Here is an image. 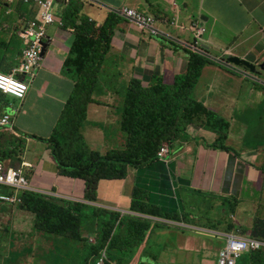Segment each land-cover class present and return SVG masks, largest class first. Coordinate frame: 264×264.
I'll use <instances>...</instances> for the list:
<instances>
[{"label":"crops","instance_id":"1","mask_svg":"<svg viewBox=\"0 0 264 264\" xmlns=\"http://www.w3.org/2000/svg\"><path fill=\"white\" fill-rule=\"evenodd\" d=\"M167 1L84 0L85 5L80 14L93 18L100 25L110 13L123 6L137 7L162 22L178 18L180 22L183 21L187 31L165 24L161 28L182 42L193 40L188 26L193 16L199 14L204 17L208 28L206 46L214 55L220 53L218 50H223L252 61L264 57V0H172L171 7H168ZM33 15L34 11L19 0L10 7L0 0L1 71L9 73L22 65L26 39H22L18 31L24 28L29 19L34 18ZM50 33L57 43L48 49L38 74L29 75L34 79L27 98L23 102L10 100L0 93V114L21 108L13 119L16 133L0 129V156L16 166H20L21 162H32L36 169L44 167L47 173L52 174V183L47 177L39 178L37 185L41 187L57 186L56 183L65 180L63 187L57 186L60 190L68 194H81L85 189L83 181L59 176L50 145L38 139L52 136L75 87L71 75L73 67L68 60L72 38L68 31L57 27H52ZM188 63V51L176 41L147 35L138 26L120 18L112 39L106 71L100 80L111 81L122 75L128 83L135 78L148 86L153 75L159 74L168 84H174L177 76L187 72ZM29 76L27 79H30ZM195 93L197 100L230 122L228 144L235 152L211 148L210 144L217 140L218 135L205 130L203 125H192L190 133L193 136L184 133L172 144L173 168L160 163L154 169H132L126 180L103 181L99 187L101 203L129 209L132 206L133 186L138 185L152 194V201L160 204L169 218L179 220L181 213L184 219V214L193 209L194 205H190L189 201L199 196L207 197L210 194L219 198V207L233 210V205H227L229 202L222 204L221 201L225 198L239 200L244 193L252 195L256 192L257 173H264V85L254 78L233 73L230 69L212 63L204 69ZM95 97L98 102L90 106V123L83 129V134L92 149L108 152L124 143L123 134L119 131L123 100L119 98L118 92L113 91L96 93ZM114 129L116 133H112ZM96 134L102 135L97 143L94 142ZM12 145H24V148L12 153ZM29 173L33 176L34 171ZM222 210L224 212L218 214L221 217L228 213L227 209ZM201 219L199 212H195L185 223L207 228V224L213 220L211 215L205 217L203 222ZM235 220L238 221L237 215ZM162 223L161 233L165 235L174 230L183 231L164 221ZM252 224L250 222L245 226L251 227ZM213 226L222 228L217 230H227L222 223L217 222ZM190 232L202 236L206 233L202 230ZM189 238L191 241L187 247L199 252L196 257L199 264H217L224 239L210 237L219 241L200 243L194 236ZM183 248L181 252L185 254L187 248L185 245ZM168 252L169 247L164 248L162 258H167ZM185 257L195 258L188 254L182 256Z\"/></svg>","mask_w":264,"mask_h":264},{"label":"trees","instance_id":"2","mask_svg":"<svg viewBox=\"0 0 264 264\" xmlns=\"http://www.w3.org/2000/svg\"><path fill=\"white\" fill-rule=\"evenodd\" d=\"M115 23L114 16H111L105 26L98 31L91 25L93 23L89 24L86 21L84 26L79 28L72 59L78 66L79 75H77L73 94L59 123L61 124L60 130L63 131L59 132V137L54 140L57 145L55 155L59 157L63 152L61 146L64 143L73 146V137L76 134L80 136V131L82 132V129H86L89 125L90 106L98 102L95 93L118 92L119 98L123 100L121 130L123 129L129 135L124 150L122 152L120 150L117 155H113L116 152L109 153L105 157L101 154L97 156L93 152L97 159L93 158L90 162L76 159L79 164L77 173L88 179L89 190L86 197L90 200L97 199L96 190L102 178H124L128 171L127 165H144L154 161L162 146L166 143L172 144L187 132L190 125L206 123L218 135L217 142L211 148L224 151L234 150L228 144L231 124L207 108L204 103L191 97L204 66L213 62L207 57L189 51L188 74L180 77L177 84L173 86L165 84L159 77L154 78L149 88L143 87L139 80H133L129 84L123 80L122 75L111 81L100 80L101 62L110 49ZM93 34L98 35L95 37ZM82 140L86 151L92 152L84 134ZM72 159L69 155L61 164L68 167ZM111 160L124 163V166L119 168L113 164L108 165L106 162ZM1 192L0 189V194ZM14 193L10 189L9 194L14 195ZM21 199L23 202L20 205L21 208L36 215L34 234H30L36 244V257L29 258L36 264H99L109 241L110 247L107 250L104 264H131L146 240L149 241V245L141 255L140 264H154L156 261L153 260L155 255L151 252L153 236L148 237L150 226L147 222L141 221L140 224L134 222L129 234L120 233L112 236L116 218L114 215L107 223L105 233L102 225L98 224L99 229L94 234L99 243L94 245L82 236L81 220L74 214L75 210L81 211L83 204L69 202L70 208H67L63 204L64 201L62 203L49 201L37 192L22 194ZM0 203L7 208H0V211L3 210L4 213L14 217L13 206ZM139 203L134 199V208L143 210L138 206ZM158 213L162 214L161 211ZM95 216L100 217L101 214L96 213ZM124 224L128 223L124 221ZM5 232L8 234L1 237L0 230V242L2 243H7L11 235V231L10 233L9 230ZM252 235L264 238V219L256 220ZM25 241L26 235L24 234L22 244L27 250L31 249L33 244H25ZM41 245H49L52 248L42 256L39 250ZM240 264H264V252L250 253L241 260Z\"/></svg>","mask_w":264,"mask_h":264},{"label":"clouds","instance_id":"3","mask_svg":"<svg viewBox=\"0 0 264 264\" xmlns=\"http://www.w3.org/2000/svg\"><path fill=\"white\" fill-rule=\"evenodd\" d=\"M7 3V5L10 7L18 0H3ZM22 2L23 5L31 8L34 11V17L33 19H29L27 21V24L24 26V28L19 29L18 35L23 39H26L25 41V49L23 52V63L21 66L15 67L11 72H3L0 70V93L9 98L10 100H17L23 102L29 92H30V84L34 78L30 77L35 76L38 74L40 67L45 62L48 49L52 47L55 43H57V39L51 35L50 29L52 27H57L60 30L68 31L69 37L72 38V42L70 44L71 51L68 60L70 61V65L72 68V79L74 80V84H76L77 81V75H79L78 72V66L77 64L72 60L74 57L73 49L78 39L79 34V28L84 26L85 21L94 26L95 30H99L100 28L104 27L107 23L108 19L111 16H114L115 19V27L113 29V33L111 35V42H110V49L105 56L104 60L101 62L100 66V77L105 73L106 71V62L108 60V56L110 55V51L112 50V39L115 34L116 26L120 22V18H123L127 20L129 23L134 24L138 26L143 32H145L147 35L155 36V37H163L167 40H174L177 43H179L183 48H185L188 51L189 55V62H190V52H194L197 54H200L202 56L207 57L208 59L212 60L213 62L209 63H217L227 69H230L233 73L237 74H243L246 77L254 78L258 83L264 85V72L262 74H258L256 72H253L250 68H247L245 66H238L235 63L231 62L229 58L231 57H239L242 60H246L250 63L260 65L264 62V58H259L256 61H252L248 58H242L238 55H234L232 53L224 52V53H217L218 55H214L207 46L205 41V36L208 32V28L206 26V23L204 21V17L202 15H195L193 16L188 28L192 33L193 40L191 42H182L181 40L175 39L172 35L168 33V31L161 28L162 24L169 25V26H179L180 19L173 18L172 20H166L165 22L160 21L157 17L147 14L144 11L138 9V8H132V6H123L118 9H116L114 12L110 13L108 18L105 20V22L100 25L96 20L89 16H82L80 13L85 5L84 0H31L30 2H27L26 0H19ZM11 13V11H9ZM133 12H136L139 15H143L147 18H153L154 19V29L149 28H142L140 25L133 20ZM37 14V15H36ZM95 37H97L98 34H93ZM214 60L218 62H214ZM189 68V63H188ZM204 71V68H203ZM202 71V73H203ZM188 74V70L185 74L179 75L176 78V81L174 84H168L164 78L159 74H154L150 84L148 86H144L143 82L142 85L145 88L151 87L153 80L155 77H159L164 81L165 84L173 86L177 84L178 79L180 77L186 76ZM202 75V74H201ZM27 76H29L30 79H27ZM101 79V78H100ZM133 80H137L133 78L129 84ZM199 83V82H198ZM198 85V84H197ZM196 89V88H195ZM195 91V90H194ZM73 94V93H72ZM72 96V95H71ZM96 96V93H95ZM67 105V104H66ZM11 106H13V101H11ZM207 107V106H206ZM208 108V107H207ZM21 108L17 107L13 109L10 112H5L3 114H0V129L5 128L11 133H16L15 125L13 122V119L20 113ZM64 113V112H63ZM123 112L121 111V120L123 119ZM62 117V115H61ZM60 117V120H61ZM224 119V118H223ZM60 120L58 122V127L56 130L54 129V133L51 134V137L47 138H38L44 142H47L50 145V149H52V156L55 159L54 164L56 165V168L58 170V175L61 177L69 178L71 180H80L83 181L85 184V189L81 192V194H68L64 191L60 190L57 186L63 187L65 184V180L60 183H56L57 186H53L50 188H44L41 187L38 184L39 178L47 177L49 183H52V174L47 173L44 167H41L40 169H36L35 165L32 162H21L20 166L14 165V163H8L6 161V158L4 156H0V177H8L10 172L12 171H20L22 176L28 181V186L26 189L9 186L3 183H0V189L2 190L0 194V202L6 203V205L13 206V210L21 208L22 199L21 195L25 193H32L35 194L36 192L39 194H42L45 199L49 201H54L58 203H62L64 201V205L67 208H70V203H80L83 204L81 206V211H74V214L80 218L81 220V226H82V236L89 240L87 242L92 244H98L99 242L96 239V235L94 234L96 230L99 229L98 224L102 225V230L105 233V230L107 228V223L113 218L115 215L116 218L114 219V229L112 232V236L114 234H120L123 233L124 235L129 234L131 225L134 224V222L141 223V221L146 222L142 219H148V220H154V221H161V223L164 221L169 226H175L179 228H185L190 229L189 231H196L201 232L205 231L206 233L204 236H210L213 238H219L224 239L225 243L223 246H221V250L219 253L217 264H240L241 260L249 255L250 253H255L258 251L264 252V238L262 237H256L252 235V230L254 229L256 225V220L253 222L251 227H247L243 224H240L238 221H236V214L235 211L239 206V200L236 198H225L221 201L222 204L225 202H229L227 205L231 206L233 205V210L229 209L230 211V219L226 220L225 216L221 217L218 214L223 213L224 210L227 207H218V209H210V212H214V215L212 217V221L210 224H207V228H199L194 225H191L189 223H185L190 220L186 216V214H189L192 216L191 213H185L184 219L183 215L181 213V217L179 220H175L172 218H169V215L167 214V211H164L160 204L157 202L152 201V194H149V191L144 189V191L147 193V202L150 204V209H147L145 206L141 205L140 203L138 206L143 208V210L134 208L133 201L134 199L137 200V193L141 189L138 185L133 186L132 190V206L129 209L121 208L113 205H105L100 202L99 199V187L102 184L103 181L106 180H126L129 177L130 171L132 169L135 170H144L146 168L148 169H154L156 165L162 163L164 165L174 167L175 163L169 162L167 160L168 155H172L173 151V143L172 144H164L162 148L160 149L158 153V157L149 163H146L144 165H127V173L126 177L124 178H102L99 181L98 188L96 190V200H90L88 199L87 192L89 190V182L88 179H86L84 176L79 175L77 171L78 168V162L77 160L84 159L86 162H89L88 160H91L93 158H96V156L93 155V152L98 156V154H101L103 157L107 156L109 153L113 154V152H116L117 155L120 150L121 152L124 150L129 135L126 131L121 130V122L119 131L121 134H123L124 137V143L121 147L117 149L110 150L108 152H101L99 150H94L90 147L91 151L88 153L86 151V147L83 143V129L82 132L80 131V137L79 135H75L73 137L72 144L75 143H81L84 152L81 155L75 156L73 152L71 151L72 146L68 143H64L61 147H63V152L60 153L59 157L55 155L56 150V143L55 139H57V135L60 130ZM226 120V119H224ZM228 123H230L228 120H226ZM206 123L203 124V126ZM190 125L187 129V132L193 136L190 133ZM117 130H112V133H116ZM186 132V133H187ZM214 133L217 134L216 131L213 130ZM36 137V136H35ZM52 139L53 141H51ZM218 139V138H217ZM87 141V140H86ZM176 141V140H175ZM217 140L213 143L215 144ZM88 143V142H87ZM213 144H210L212 146ZM23 146V147H22ZM20 145V147L11 146L10 151L13 153L19 150V148H24V145ZM90 146V145H89ZM28 149V148H27ZM66 149V152H65ZM220 150V149H219ZM224 151V150H223ZM227 152H235V150H230ZM27 153V150H26ZM25 153V155H26ZM70 155L72 161L69 163V166L66 167L62 165L64 159H66ZM238 157L239 155L236 154ZM53 159V160H54ZM75 159V160H74ZM21 161V160H20ZM42 162V161H41ZM101 162V161H100ZM108 163V165H116L119 168H122V165L124 166V163L111 160ZM40 165V164H39ZM35 167V168H34ZM33 168V169H32ZM35 169H36V175H35ZM31 170L34 171L33 176L29 173ZM40 173L42 175H40ZM34 176H36V183L34 182ZM7 193H6V190ZM12 189L15 193L14 195H10L9 191ZM5 190V191H4ZM64 190V189H63ZM204 197V196H199ZM21 199V200H20ZM234 200V201H232ZM219 203V201H218ZM0 206L2 204L0 203ZM199 206V205H198ZM200 206L198 207V209ZM161 211L162 214H159L158 212ZM96 213H100L101 216L97 217L95 216ZM165 219V220H163ZM124 221H126L128 224H124ZM36 222V220H35ZM222 223L226 225L225 229L227 230H217L222 228H217V226H213L216 223ZM148 223V222H147ZM19 226V224H18ZM162 227V224H161ZM160 227V228H161ZM217 228V229H216ZM156 235V231H153L150 227L148 231V237ZM86 243V242H85ZM110 241L105 248V252L103 253V258L99 264H104L105 259L107 258V250H109ZM149 245V241L146 240V242L141 246V250L138 254V256L134 259V261L131 264H140L141 263V255L144 250H146L147 246ZM52 247L48 248L45 252L50 250ZM193 248V247H192ZM43 252L42 254L44 255ZM155 256H153L154 264H158L159 262H168L170 258L172 260L171 255H168L167 258H162L153 253ZM42 255V256H43ZM191 261V260H190ZM170 263V262H169Z\"/></svg>","mask_w":264,"mask_h":264},{"label":"rangeland","instance_id":"4","mask_svg":"<svg viewBox=\"0 0 264 264\" xmlns=\"http://www.w3.org/2000/svg\"><path fill=\"white\" fill-rule=\"evenodd\" d=\"M168 7H171L173 4L172 0H168ZM130 4H136V2H131ZM137 8V7H136ZM139 9V8H138ZM183 22V21H182ZM182 22H179V26H173L180 31H187L183 26ZM214 62H218L214 60ZM212 63H207L204 66V69L210 66ZM191 97L197 99L196 93L193 90L191 93ZM111 119V118H110ZM113 126V122H111ZM204 129L213 132V128L208 127L207 124L204 125ZM60 130L59 132H62ZM59 137V134L57 135ZM102 139L101 134L94 135V142L97 143L98 140ZM35 140V139H34ZM33 140V142H34ZM71 151L75 156L81 155L84 152V148L81 143L73 144ZM66 152V149H65ZM88 160L89 162L92 161ZM167 160L169 162L172 161V155L167 156ZM256 192L252 193V195L243 194L242 198L239 199L240 207H238L235 211L237 215L238 222L240 224L246 225L247 223L254 222L256 219H264V173H257V182H256ZM141 189L137 193V201L140 202L141 205L145 206L147 209H150V204L147 202V193L144 191V188L139 186ZM219 198H214L212 195H208L207 197H198L189 201L190 205H194L193 209H189L188 213L199 212L202 216V221L205 217L214 215V212H210L211 208L218 209ZM234 201V200H232ZM200 206V211L198 207ZM1 209H7L4 205L0 206ZM9 208V207H8ZM208 209V212H207ZM228 213L225 216V219H230V211L229 208H226ZM14 217L8 213H4L3 210L0 211V230L1 237L6 236V230L11 231V235L8 237L7 243L0 242V264H36L33 260H30V257H36V244H34V238L30 237V234H34V226L36 215L20 209H15L13 211ZM188 218H191V215L186 214ZM148 222V225L152 228L153 231H156V235L153 236V242L151 245V252L155 253L160 257L164 254V248L169 247L168 255H171L172 260L170 258L168 262H159L158 264H199V260L196 259L198 257L199 252L193 249H189L187 247L188 243L191 241L190 236H194L197 242L207 241L209 243H215V241H219L217 239H212L209 236H202L198 234H194L190 232V229L180 228L181 230H174L169 235H165L161 233L163 231L161 227V221H154L148 219H142ZM19 224V226H18ZM167 233V230H166ZM26 235V243L25 244H33L31 249L27 250L24 248L22 244L23 235ZM3 245V247H1ZM183 245L187 248L185 254L181 251H184ZM223 246V244H222ZM49 245H41L39 247L40 254L45 252ZM176 250L175 252H172ZM192 255L195 258H182L183 255L186 256ZM191 260V261H190ZM170 262V263H169ZM202 264V263H201Z\"/></svg>","mask_w":264,"mask_h":264},{"label":"built area","instance_id":"5","mask_svg":"<svg viewBox=\"0 0 264 264\" xmlns=\"http://www.w3.org/2000/svg\"><path fill=\"white\" fill-rule=\"evenodd\" d=\"M30 2L31 0H26ZM133 20L137 22L142 28L154 29V19L147 18L143 15H139L136 12H133ZM1 124V123H0ZM0 183L14 186L22 189H26L28 186V181L22 176L20 171H12L9 176L0 177Z\"/></svg>","mask_w":264,"mask_h":264},{"label":"water","instance_id":"6","mask_svg":"<svg viewBox=\"0 0 264 264\" xmlns=\"http://www.w3.org/2000/svg\"><path fill=\"white\" fill-rule=\"evenodd\" d=\"M231 62L235 63L238 66H245L247 68H250L253 72H256L258 74H262L264 72V62L260 65L250 63L246 60H242L239 57H231L229 58Z\"/></svg>","mask_w":264,"mask_h":264}]
</instances>
